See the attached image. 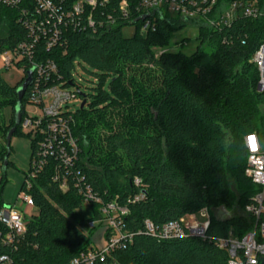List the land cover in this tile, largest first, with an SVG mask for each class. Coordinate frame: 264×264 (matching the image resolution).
Listing matches in <instances>:
<instances>
[{"label": "trees", "instance_id": "1", "mask_svg": "<svg viewBox=\"0 0 264 264\" xmlns=\"http://www.w3.org/2000/svg\"><path fill=\"white\" fill-rule=\"evenodd\" d=\"M122 1L109 0L100 9L96 17L104 13L103 27L69 31L62 47L43 51L57 64L59 81L86 102L83 109L69 113L80 155L69 171L60 159L47 157L44 169L30 181L27 193L37 215L30 218L25 237L15 248L0 249L14 264H70L92 249L90 237L95 230L88 224L102 215L100 206L92 204L91 217L84 216L80 189L87 187L103 203L118 202L129 209L122 228L134 237L125 249L111 255L118 264H227L219 240L230 232L242 237L251 228L242 215L218 219L213 211L236 207L243 211L258 192L245 176L244 139L254 132L264 141V93L257 91L259 74L251 62L264 44V18L237 19L219 34L196 21L157 16L156 30L143 34L142 20L136 16L142 0H126L135 17L132 24H107V16L118 18ZM259 2L264 5V0ZM19 17L18 10L0 7V55L26 38ZM128 25L137 29L132 38L122 35ZM185 26L208 37L197 52L156 58L154 50L168 47L174 33ZM77 66L96 79L92 95L81 93L74 74ZM21 84H8L0 72V211L5 207L6 170L12 165L13 148L7 140L11 130L15 129L12 139L29 141L31 164L37 151L35 139L21 128L28 90L16 125ZM8 108L12 114L6 123ZM29 172L24 173L25 180ZM56 175L67 178L65 191L54 181ZM231 181L239 197L231 190ZM25 190L23 184L21 191ZM140 194L143 201L128 204ZM202 210L210 214L204 239L185 236L159 241L143 227L146 219L160 227ZM6 233L0 220V234Z\"/></svg>", "mask_w": 264, "mask_h": 264}, {"label": "built area", "instance_id": "2", "mask_svg": "<svg viewBox=\"0 0 264 264\" xmlns=\"http://www.w3.org/2000/svg\"><path fill=\"white\" fill-rule=\"evenodd\" d=\"M109 0H0V7L18 10L19 23L26 32V38L19 41L12 49L0 55L2 70L14 66L23 68L24 78L29 70H33V83L28 89L29 95L25 116L21 122L22 132L30 135L37 143V151L31 164L25 191H21L18 202L21 205L34 207L32 197L27 193L31 189L30 181L35 179L46 166V158H58L69 171L79 159L80 149L72 135L71 123L73 115L69 104L78 99L62 81H59L58 67L47 58L44 50L50 52L62 47L67 32L80 29L103 27L104 13L96 17L100 9L105 8ZM119 16H107V24L117 26L119 23L135 21L126 0L119 5ZM100 13V12H99ZM136 16L142 20L140 32L148 33L156 30V17H170L173 20L196 21L204 24L216 33L231 27L237 19L257 21L264 18V5L259 0H234L229 3L220 0H142L136 7ZM257 68L259 79L257 91L264 93V44L252 58ZM23 78V79H24ZM29 108V109H28ZM247 137V136H246ZM248 152L245 176L258 189L252 202L242 211V216L250 220L251 228L242 237L230 232L228 237L218 242V247L228 255L227 264H263L264 263V141L258 136V150ZM54 181L65 191L68 187L65 176L56 175ZM138 186L140 181L136 180ZM84 205L100 206L102 218L88 224L90 230L102 227L105 230V244L82 253L70 264H118L110 257L113 252L125 249L131 244L133 235L122 227L129 214L128 207L118 202L103 203L100 197L89 187L80 189ZM144 200L140 194L128 204H136ZM204 211V210H202ZM0 220L7 228V233L0 234L1 247L15 248L25 237L29 218L14 206H5L0 211ZM210 219L204 224L188 223L184 219L166 223L157 227L151 220H144V230L159 241L175 240L185 236L205 238ZM94 245V246H93ZM0 264H14L9 254H0Z\"/></svg>", "mask_w": 264, "mask_h": 264}, {"label": "rangeland", "instance_id": "3", "mask_svg": "<svg viewBox=\"0 0 264 264\" xmlns=\"http://www.w3.org/2000/svg\"><path fill=\"white\" fill-rule=\"evenodd\" d=\"M177 21V20H176ZM180 21V20H178ZM136 26L128 25L122 29V35L125 38H132L136 32ZM204 38V35L198 31L196 28L191 26H185L183 29L177 31L173 35L171 44L165 48H158L154 50L156 58L161 57L165 54H176L184 53L187 56L194 55L201 42L207 39ZM87 67V66H85ZM88 69V68H87ZM0 72L5 79V81L15 86L24 78L23 68L20 66H14L9 70H2V63L0 62ZM76 83L81 86V93L84 95H92L93 89L96 87L97 82L94 76L89 74L83 69V66H77L76 71H74ZM82 104L80 99L73 100L69 104V109L71 112L76 113ZM29 104L25 106V111ZM89 107L87 106L86 109ZM29 109V108H28ZM12 111L11 109H6L5 119L6 123L9 122L11 118ZM14 152L11 156L12 165L9 166L6 170L7 183L4 188L2 198L5 203L13 204L18 198V193L20 192V185L23 181L24 173L23 171L28 167L29 159V147L28 141L23 138H14L13 141ZM3 175V169L0 165V181ZM231 190L236 194L237 197L240 196L238 192L237 185L231 181L230 182ZM83 214L86 218L91 217V210L88 206L83 207ZM213 215L218 219H226L232 217H239L242 215L240 208L236 207L232 210H226L225 208H219L213 211ZM184 221L188 223L204 224L210 219V214L207 210L197 212L195 214H188L184 218ZM91 244H96L97 246H102L105 244V230L102 227H97L93 234L90 237ZM93 245V246H94Z\"/></svg>", "mask_w": 264, "mask_h": 264}, {"label": "water", "instance_id": "4", "mask_svg": "<svg viewBox=\"0 0 264 264\" xmlns=\"http://www.w3.org/2000/svg\"><path fill=\"white\" fill-rule=\"evenodd\" d=\"M33 72H34L33 70L27 71L26 78L21 80L22 84L17 89L18 102H17L16 108H15L16 125H19L21 122L22 101H23V98H24L27 90L32 86ZM85 105H86V102L84 101L81 104V108L83 109L85 107ZM14 132H15V129H12L8 135V138H7L8 145L11 144V140H12Z\"/></svg>", "mask_w": 264, "mask_h": 264}, {"label": "crops", "instance_id": "5", "mask_svg": "<svg viewBox=\"0 0 264 264\" xmlns=\"http://www.w3.org/2000/svg\"><path fill=\"white\" fill-rule=\"evenodd\" d=\"M13 141H14V138L11 140V146H12L13 152H14ZM28 147H29L28 167L23 171V173H27L30 170V167H31V149H30L29 141H28ZM10 160H11V158H10ZM24 182H25V178L23 177V181H22V183L20 185V192H21V189H22V186H23ZM20 192L18 193V197H19ZM14 205H16L19 208L20 212L23 213L29 219L32 216L37 215V210L35 209V207H28L26 205H21L18 202V198L16 199L15 203H13V204L5 203V206H14Z\"/></svg>", "mask_w": 264, "mask_h": 264}, {"label": "clouds", "instance_id": "6", "mask_svg": "<svg viewBox=\"0 0 264 264\" xmlns=\"http://www.w3.org/2000/svg\"><path fill=\"white\" fill-rule=\"evenodd\" d=\"M246 146L250 149V151L255 152L258 150V138L256 133H248L246 137Z\"/></svg>", "mask_w": 264, "mask_h": 264}]
</instances>
